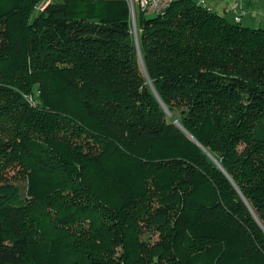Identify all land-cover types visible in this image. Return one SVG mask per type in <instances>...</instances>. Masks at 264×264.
<instances>
[{"label":"trees","instance_id":"trees-1","mask_svg":"<svg viewBox=\"0 0 264 264\" xmlns=\"http://www.w3.org/2000/svg\"><path fill=\"white\" fill-rule=\"evenodd\" d=\"M38 1L0 8V164L30 195L0 182V264H264V28L173 0L135 42L126 0Z\"/></svg>","mask_w":264,"mask_h":264},{"label":"rangeland","instance_id":"rangeland-1","mask_svg":"<svg viewBox=\"0 0 264 264\" xmlns=\"http://www.w3.org/2000/svg\"><path fill=\"white\" fill-rule=\"evenodd\" d=\"M53 1H58V0H39L35 6H34V9H33V15H37L39 12H41L44 7L50 3V2H53ZM127 1V4H128V9H129V19H130V24L131 26H134V29L135 31L137 30L136 28V21H135V13L136 11L138 12V10H141L136 2L134 3V9L132 10L131 9V5H130V0H126ZM133 1H136V0H133ZM206 3L209 5V0H205ZM220 1V6L221 4L224 2V1H221V0H218ZM231 2V0H228ZM227 3V0L225 1ZM253 3H256V2H253ZM257 6H253L251 7V9L249 11H245L242 15H243V19L242 21L240 22L241 24H243L244 26H248L250 28H264V4H261L259 2L256 3ZM7 5L5 4V0H0V8H4L6 7ZM232 10H234L233 8V5L232 7H230ZM132 10V11H131ZM219 10V9H218ZM240 10V9H239ZM132 13H131V12ZM142 11V10H141ZM226 18L231 21V22H235L233 20V16H234V13H232V11L228 10V13H226ZM259 15H261L260 19L257 17ZM153 13H147V16L150 17L152 16ZM248 19H250L251 21H249ZM137 32V31H136ZM34 91L36 92V88H34ZM35 94V93H34ZM28 95L26 96L27 100L29 101V103H31L32 105L34 104V102L36 103V101H38V97H36V95ZM6 95L5 92H1L0 91V99L4 98ZM36 98V101L34 100ZM164 109L166 110L165 106H164ZM169 115H171V113L169 111H166ZM173 123H176L178 125L179 122L177 119H174L173 120ZM156 143V144H154ZM151 150L152 152H156V150H159V151H162L164 148H168V147H174V145H180V143L178 142H167V143H160V142H154ZM244 145H240L239 148H242ZM23 170H21V162H16V161H6L4 163H1L0 164V182H14L16 183L17 185H19V187L21 188V194H22V197L25 198V199H29L30 198V195H28V190H27V177L24 176V174H22ZM33 187L35 191H40V190H43L44 191H49V188H50V182H45L43 180H41L40 178L36 177L35 179H32L30 180V188ZM52 214H50V217L52 219ZM81 224H86V221L85 220H76L75 222H72V223H69V224H66L65 226H68L70 229H77V228H80L81 227ZM148 236V235H147ZM149 239L153 238L154 239V236L152 235H149L148 236ZM230 264H252V263H246L244 261H233L231 262Z\"/></svg>","mask_w":264,"mask_h":264},{"label":"crops","instance_id":"crops-1","mask_svg":"<svg viewBox=\"0 0 264 264\" xmlns=\"http://www.w3.org/2000/svg\"><path fill=\"white\" fill-rule=\"evenodd\" d=\"M221 1H224L221 4V6L219 5L220 4V1H218V0H209V5L204 0L203 5L206 6V7H208L212 11H215L218 14H221V15H223L225 17L227 15L226 13H228V10H230V11H232V13H234V16H233V19H234L236 13L230 7H232V4H233V2L235 0H231V2L227 0V3L225 2L226 0H221ZM240 2L242 4V9L238 10L239 22H241L242 19L244 18L243 17V15H244L243 13L245 11H249L251 9V7H253L254 5L257 6V4H256L257 2H259L261 4H264V1H258V0H240ZM253 2H256V3H253ZM260 16L261 15L258 14L257 17L260 19L261 18ZM248 20L251 21L250 19H248Z\"/></svg>","mask_w":264,"mask_h":264},{"label":"built area","instance_id":"built-area-1","mask_svg":"<svg viewBox=\"0 0 264 264\" xmlns=\"http://www.w3.org/2000/svg\"><path fill=\"white\" fill-rule=\"evenodd\" d=\"M173 0H130L131 9H134V3L136 2L137 6L145 12L153 13V14H159L162 13L167 6L172 2ZM258 1H264V0H258ZM233 8L234 12L236 13L234 19L239 20V14L238 10L242 9V4L239 0H235L233 2Z\"/></svg>","mask_w":264,"mask_h":264},{"label":"water","instance_id":"water-1","mask_svg":"<svg viewBox=\"0 0 264 264\" xmlns=\"http://www.w3.org/2000/svg\"><path fill=\"white\" fill-rule=\"evenodd\" d=\"M132 11V10H131ZM130 11V12H131ZM132 13V12H131ZM133 27V36H134V38H135V42H137V38H136V31H135V29H134V26H132ZM149 83H150V85H151V87L153 88V86H152V84H151V82L149 81ZM181 128H182V126L181 125H179ZM183 129V128H182ZM184 130V129H183ZM185 131V130H184ZM186 133H187V135H189V137H191L193 140H195L187 131H185ZM201 146V145H200ZM202 147V146H201ZM203 148V147H202ZM204 149V148H203ZM204 151L211 157V159L221 168V170L222 171H224L223 170V168L221 167V165H220V163L211 155V154H209V152L206 150V149H204ZM224 173L227 175V177L229 178V180L233 183V181H232V179L229 177V175L224 171ZM234 184V183H233ZM235 185V184H234Z\"/></svg>","mask_w":264,"mask_h":264}]
</instances>
